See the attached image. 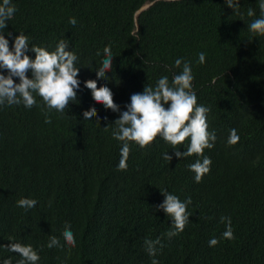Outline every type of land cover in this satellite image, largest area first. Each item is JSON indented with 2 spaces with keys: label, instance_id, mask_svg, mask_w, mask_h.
Segmentation results:
<instances>
[{
  "label": "trees",
  "instance_id": "obj_1",
  "mask_svg": "<svg viewBox=\"0 0 264 264\" xmlns=\"http://www.w3.org/2000/svg\"><path fill=\"white\" fill-rule=\"evenodd\" d=\"M0 264H264V0H0Z\"/></svg>",
  "mask_w": 264,
  "mask_h": 264
},
{
  "label": "water",
  "instance_id": "obj_2",
  "mask_svg": "<svg viewBox=\"0 0 264 264\" xmlns=\"http://www.w3.org/2000/svg\"><path fill=\"white\" fill-rule=\"evenodd\" d=\"M155 1H153V2H148V3H146V4H144L138 11H137V13H136V23H137V26H138V15L143 11V10H145V9H147L150 5H152L153 3H154Z\"/></svg>",
  "mask_w": 264,
  "mask_h": 264
},
{
  "label": "clouds",
  "instance_id": "obj_3",
  "mask_svg": "<svg viewBox=\"0 0 264 264\" xmlns=\"http://www.w3.org/2000/svg\"><path fill=\"white\" fill-rule=\"evenodd\" d=\"M149 2H153V1H149ZM148 3V2H147ZM146 4V3H145Z\"/></svg>",
  "mask_w": 264,
  "mask_h": 264
}]
</instances>
